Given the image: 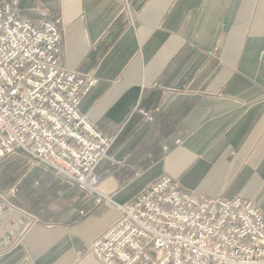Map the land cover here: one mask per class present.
Wrapping results in <instances>:
<instances>
[{"label": "crops", "instance_id": "1", "mask_svg": "<svg viewBox=\"0 0 264 264\" xmlns=\"http://www.w3.org/2000/svg\"><path fill=\"white\" fill-rule=\"evenodd\" d=\"M19 10L59 18L62 64L98 78L80 109L116 137L98 168L102 194L127 204L171 177L264 210V0H19ZM0 170L4 190L19 184L21 210L0 215V264H97L83 253L117 220L113 205L19 156Z\"/></svg>", "mask_w": 264, "mask_h": 264}, {"label": "built area", "instance_id": "2", "mask_svg": "<svg viewBox=\"0 0 264 264\" xmlns=\"http://www.w3.org/2000/svg\"><path fill=\"white\" fill-rule=\"evenodd\" d=\"M39 16L23 19L19 0H0V165L22 152L98 205L116 208L117 220L83 257L97 264H264V210L251 201L186 191L171 177L127 204L99 191L98 168L116 137L80 109L98 78L62 64V22L46 10ZM1 180L0 170V215L21 211L12 202L19 184L4 190Z\"/></svg>", "mask_w": 264, "mask_h": 264}, {"label": "rangeland", "instance_id": "3", "mask_svg": "<svg viewBox=\"0 0 264 264\" xmlns=\"http://www.w3.org/2000/svg\"><path fill=\"white\" fill-rule=\"evenodd\" d=\"M22 157L24 160H26L27 162V168L30 169V168H33V167H40V166H35V163L33 162V160H31L26 154L20 152L19 154L15 155V156H12V157ZM10 157V158H12Z\"/></svg>", "mask_w": 264, "mask_h": 264}]
</instances>
